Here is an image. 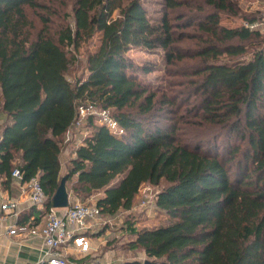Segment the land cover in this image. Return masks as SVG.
<instances>
[{"label": "trees", "instance_id": "trees-1", "mask_svg": "<svg viewBox=\"0 0 264 264\" xmlns=\"http://www.w3.org/2000/svg\"><path fill=\"white\" fill-rule=\"evenodd\" d=\"M163 1L155 20L143 0H74L72 20L64 14L55 28L50 4L0 0V175L37 176L46 214L64 176L73 196L100 194L104 216L130 210L144 183L161 185L155 205L168 222L129 224V247L147 258L123 264H264L260 18L244 0ZM224 14L242 23L226 26ZM96 36L84 76L71 80L76 51ZM132 47L162 49L173 80H140L154 66L136 65ZM88 104L109 110L124 133L86 116L88 132L62 171L67 132L78 133Z\"/></svg>", "mask_w": 264, "mask_h": 264}, {"label": "rangeland", "instance_id": "rangeland-1", "mask_svg": "<svg viewBox=\"0 0 264 264\" xmlns=\"http://www.w3.org/2000/svg\"><path fill=\"white\" fill-rule=\"evenodd\" d=\"M46 2L56 10V14L52 15V21L55 28L58 24L64 22L65 15H69L72 20V4L74 0H40ZM144 5L148 10V14L152 19L158 20L164 10L163 0H143ZM242 6L246 12L254 13L260 19L256 26L264 31V0H244ZM40 10V9H39ZM41 11V10H40ZM65 14V15H64ZM176 15V14H175ZM34 22L39 27L40 22L38 16L32 13ZM222 23L226 26H236L242 23V19L230 17L227 14L222 15ZM100 36H96L88 43H84L82 47L76 51L75 62L70 67L68 77L75 80L77 77L84 76L86 67V58L89 51L94 50L98 44ZM128 56L136 65H153V69L149 73H138V78L147 83L150 87H166V80H173L166 72V61L164 51L162 49H147L142 47H132L128 51ZM173 87H177L174 85ZM100 109V108H98ZM85 118L76 126L78 135L75 133L71 135L72 140H66L68 143L62 146L61 160L66 164L73 155L77 143L86 135L88 129L83 126ZM2 121V119H0ZM191 123L183 122L181 126L189 128ZM79 128L82 131H79ZM194 132V131H193ZM73 133V131L71 132ZM74 136V137H73ZM76 140V142H75ZM79 141V142H78ZM161 185H151L144 183L134 201V205L130 210H120L114 216H105L103 222L95 226L96 232L92 233L93 240L97 237L98 250L94 251L93 256L100 259L103 264H123L126 261L145 260L147 258L145 251L142 248H130L129 243L135 236L131 233L129 224L135 228L154 227L168 222V215L163 211L157 209L155 199ZM100 194H95L87 199L85 202L94 203Z\"/></svg>", "mask_w": 264, "mask_h": 264}, {"label": "built area", "instance_id": "built-area-1", "mask_svg": "<svg viewBox=\"0 0 264 264\" xmlns=\"http://www.w3.org/2000/svg\"><path fill=\"white\" fill-rule=\"evenodd\" d=\"M80 123L81 118L93 115L98 123L106 125L112 132L123 134L124 129L119 122L106 109H98L92 104L81 105L78 109ZM71 131L67 132L66 140H70ZM12 176L22 180V172L19 168L12 171ZM26 184L25 192L35 205H43L46 194L38 177H33ZM16 201H4L1 205L6 213L16 212ZM105 216L95 203H88L76 196H70V204L67 207L56 208L51 206L42 225L17 223L9 228L10 234L31 235L40 237L43 241L44 254L42 263L48 264H103L93 256L98 250L99 242L94 245L91 232L95 226L103 222ZM68 249V250H67Z\"/></svg>", "mask_w": 264, "mask_h": 264}, {"label": "crops", "instance_id": "crops-1", "mask_svg": "<svg viewBox=\"0 0 264 264\" xmlns=\"http://www.w3.org/2000/svg\"><path fill=\"white\" fill-rule=\"evenodd\" d=\"M76 126L77 124L75 128ZM79 141L81 143V139ZM64 169L65 164L62 163V171ZM6 181L5 177L0 175V264H42L44 254L42 239L31 235L10 234L9 228L17 223L42 225L46 217L45 205H35L31 202L25 192L26 184L21 179L12 176ZM10 200L16 201L18 207L16 212L6 213L1 205L4 201ZM92 233L94 232H91V239L96 245L101 236L94 241Z\"/></svg>", "mask_w": 264, "mask_h": 264}, {"label": "water", "instance_id": "water-1", "mask_svg": "<svg viewBox=\"0 0 264 264\" xmlns=\"http://www.w3.org/2000/svg\"><path fill=\"white\" fill-rule=\"evenodd\" d=\"M51 201L52 206L56 208L67 207L70 204V192L67 189L66 176L62 177Z\"/></svg>", "mask_w": 264, "mask_h": 264}]
</instances>
